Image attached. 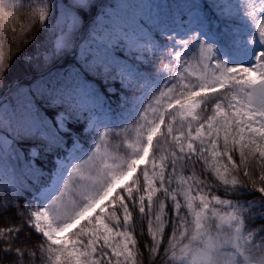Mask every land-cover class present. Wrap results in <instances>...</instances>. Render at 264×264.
Returning <instances> with one entry per match:
<instances>
[{
    "label": "snow or ice",
    "instance_id": "obj_1",
    "mask_svg": "<svg viewBox=\"0 0 264 264\" xmlns=\"http://www.w3.org/2000/svg\"><path fill=\"white\" fill-rule=\"evenodd\" d=\"M0 21V264H264V0Z\"/></svg>",
    "mask_w": 264,
    "mask_h": 264
},
{
    "label": "rangeland",
    "instance_id": "obj_2",
    "mask_svg": "<svg viewBox=\"0 0 264 264\" xmlns=\"http://www.w3.org/2000/svg\"><path fill=\"white\" fill-rule=\"evenodd\" d=\"M102 2L104 3L103 5H109V4H114L117 2V0H102ZM128 2H131V3H150V4H170V3H178V2H181V0H128ZM157 11L156 9H153V12ZM162 12H166L167 10L164 9V10H161ZM0 23H2V21H0ZM22 23V22H20ZM19 24H17V27H18ZM31 48V45L27 48L25 47L24 50L20 53V55L17 57V59L15 61H13V64H12V68H11V71L10 73L8 74V76L10 77L11 75H13V73H15V68H18V67H21L24 65H28V63L26 62V60L23 58L24 56V52H27L29 51ZM8 79V78H7ZM31 78H27V79H24L23 81H27V80H30ZM109 126L110 127H114L116 124H119L120 123V119L119 118H115V122L113 120H111L109 117L107 118L106 122H109ZM103 130V129H101ZM117 131H119V129H117ZM124 133H121V136H123ZM121 137H109L110 140H112L113 143H117L119 142V139ZM93 142V141H92ZM92 150V144H91V147L90 149L87 151V152H91Z\"/></svg>",
    "mask_w": 264,
    "mask_h": 264
},
{
    "label": "trees",
    "instance_id": "obj_3",
    "mask_svg": "<svg viewBox=\"0 0 264 264\" xmlns=\"http://www.w3.org/2000/svg\"><path fill=\"white\" fill-rule=\"evenodd\" d=\"M99 2L101 4H104L102 2V0H99ZM27 13H28V9H27V6H25L23 9H21V13H20V22L22 23H25L26 22V17H27ZM18 30H19V25H18ZM35 35V33H34ZM30 46V45H29ZM27 46V48L29 47ZM15 73H13V75H11L10 77L8 76V80H11V81H16V80H20V81H23L24 79H27V78H31V73H30V70H29V67L28 65H24L21 66V67H18V68H15ZM11 223H14V224H19L20 221L19 220H16L14 222H11ZM0 227H3L2 224H0ZM36 238L34 237V240Z\"/></svg>",
    "mask_w": 264,
    "mask_h": 264
}]
</instances>
